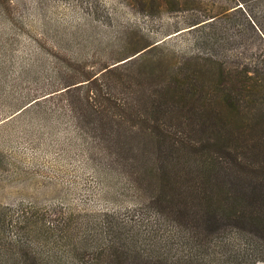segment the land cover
Instances as JSON below:
<instances>
[{"label":"trees","instance_id":"16d2710c","mask_svg":"<svg viewBox=\"0 0 264 264\" xmlns=\"http://www.w3.org/2000/svg\"><path fill=\"white\" fill-rule=\"evenodd\" d=\"M251 26L263 32L256 20ZM163 46L142 42L76 80L88 86L76 94V118L89 115L107 152L101 158L126 167L142 195L138 212L62 218L53 209L37 230L28 219L35 209L25 210L13 235L16 221L0 213V264H193L194 239L255 220L245 196L264 193V68L230 66L202 50L168 60L173 52ZM112 81L125 98L91 101L95 86Z\"/></svg>","mask_w":264,"mask_h":264},{"label":"rangeland","instance_id":"374dc122","mask_svg":"<svg viewBox=\"0 0 264 264\" xmlns=\"http://www.w3.org/2000/svg\"><path fill=\"white\" fill-rule=\"evenodd\" d=\"M151 40L173 52L162 56L168 60L202 50L230 66L264 68V0H0V213L16 221L9 235L25 210L35 209L28 219L37 230L53 209L62 218L138 212L141 192L126 167L101 158L104 142L73 106L88 87L77 79ZM94 90L97 105L108 106L111 94L127 96L115 81ZM245 198L252 224L229 222L194 239L193 264H264V193Z\"/></svg>","mask_w":264,"mask_h":264},{"label":"water","instance_id":"95a60500","mask_svg":"<svg viewBox=\"0 0 264 264\" xmlns=\"http://www.w3.org/2000/svg\"><path fill=\"white\" fill-rule=\"evenodd\" d=\"M130 57V56H129ZM128 58V57H127Z\"/></svg>","mask_w":264,"mask_h":264}]
</instances>
